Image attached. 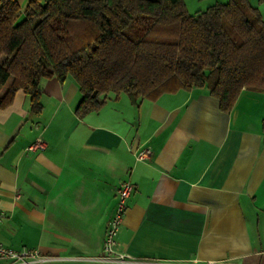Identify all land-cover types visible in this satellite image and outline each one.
<instances>
[{"label": "crops", "instance_id": "1", "mask_svg": "<svg viewBox=\"0 0 264 264\" xmlns=\"http://www.w3.org/2000/svg\"><path fill=\"white\" fill-rule=\"evenodd\" d=\"M250 2L264 17V0ZM42 88L39 113L22 89L0 108L3 246L36 249L45 264H110L95 257L116 189L130 180L117 237L136 259L127 264H264L261 90L244 88L228 112L197 87L138 104L112 95L79 114L73 77L44 79ZM39 139L45 147L30 149ZM144 148L151 156L137 159Z\"/></svg>", "mask_w": 264, "mask_h": 264}, {"label": "trees", "instance_id": "2", "mask_svg": "<svg viewBox=\"0 0 264 264\" xmlns=\"http://www.w3.org/2000/svg\"><path fill=\"white\" fill-rule=\"evenodd\" d=\"M250 0L192 14L184 0H0V108L16 91L42 110L44 79L73 77L79 114L113 93L140 103L206 87L230 111L244 88L264 95V19ZM112 96V95H111ZM264 120V119H263ZM264 141V122H263Z\"/></svg>", "mask_w": 264, "mask_h": 264}, {"label": "built area", "instance_id": "3", "mask_svg": "<svg viewBox=\"0 0 264 264\" xmlns=\"http://www.w3.org/2000/svg\"><path fill=\"white\" fill-rule=\"evenodd\" d=\"M46 143L44 140H37L33 142L30 146V149L44 148ZM137 159L145 160L151 156V151L149 148L141 149L136 154ZM134 188L133 183L130 180H123L118 188L117 196L118 202L115 212L112 215V219L108 226L105 236V241L103 245L102 253L95 257L96 260L110 263V264H127L130 262H135L136 259L131 258L129 255L125 254V252H121L118 250V233L120 228L123 226L124 218L126 211L128 209V201L129 196L132 193V189ZM4 216V213L0 211V220ZM0 259H9L7 264H45L44 262L47 260L45 256H42L41 253L36 249H24V250H14L3 246L0 243Z\"/></svg>", "mask_w": 264, "mask_h": 264}, {"label": "rangeland", "instance_id": "4", "mask_svg": "<svg viewBox=\"0 0 264 264\" xmlns=\"http://www.w3.org/2000/svg\"><path fill=\"white\" fill-rule=\"evenodd\" d=\"M27 1L28 0H19L23 9H24L25 5L27 4ZM184 1L186 3V8L188 9V11L192 14H196L197 12L202 11V9L205 10L207 8V6H210L211 4H214L218 1H224L225 2L228 0H184ZM263 6H264V4L261 6V8H263ZM262 10H264V9H262ZM122 94L125 97H128L127 93H122ZM111 95H113V93Z\"/></svg>", "mask_w": 264, "mask_h": 264}]
</instances>
